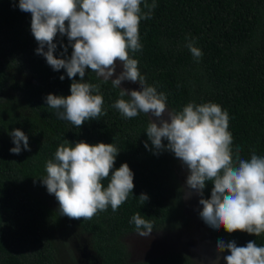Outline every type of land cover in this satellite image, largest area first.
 Instances as JSON below:
<instances>
[{
	"label": "trees",
	"instance_id": "obj_1",
	"mask_svg": "<svg viewBox=\"0 0 264 264\" xmlns=\"http://www.w3.org/2000/svg\"><path fill=\"white\" fill-rule=\"evenodd\" d=\"M139 32L142 49L131 55L139 61L147 84L165 93L169 111H182L189 102L217 103L229 114L233 150L239 147L244 159L253 151L264 156V0H156L151 18L140 22ZM189 42L202 50L199 60L188 49ZM55 43L54 55L71 56L66 35L58 34ZM37 47L31 13L20 10L19 0H0V264H56L52 233L63 215L34 190L42 185L46 162L65 140L73 145L113 143L120 150L114 167L126 162L134 173L133 194L115 212L109 206L91 220L73 219L88 234L96 264H197L178 251L128 259L122 237L136 232L134 214L151 221L153 231L178 226L182 213L178 159L168 150L157 153L152 148L145 132L148 115L123 117L113 107L121 89L91 70L84 79L100 84L106 114L80 128L58 119L56 110L46 105V96L70 95L72 80L64 69L53 70L36 53ZM13 73L30 80L16 79ZM17 128L28 136L31 149L22 146L18 155L10 152L15 146L10 133ZM108 183L103 181L105 187ZM213 186L206 182L204 198L211 197ZM142 193L149 197L143 205ZM209 228L216 243L246 246L255 241L264 246V234Z\"/></svg>",
	"mask_w": 264,
	"mask_h": 264
},
{
	"label": "clouds",
	"instance_id": "obj_2",
	"mask_svg": "<svg viewBox=\"0 0 264 264\" xmlns=\"http://www.w3.org/2000/svg\"><path fill=\"white\" fill-rule=\"evenodd\" d=\"M155 7L156 0H19L20 10L31 13L36 53L43 55L53 70L64 69L72 80L70 95L49 93L46 105L56 110L58 119L80 128L85 121L106 114L100 84L86 82V70L103 82L111 79L112 86L121 89L113 107L125 118L149 115L145 132L152 148L157 153L168 150L186 165V184L201 196L200 216L205 223L216 230L223 227L228 233L264 234V156L253 151L250 159H244L239 147L233 150L229 114L217 103L189 102L182 111H169L165 93L147 84L139 61L131 55L142 49L140 22L151 18ZM58 34L68 38L72 48L69 58L54 55ZM63 47L67 52V45ZM187 47L197 60L202 57L194 42ZM117 62L122 65L118 75ZM125 80L138 82L140 89L123 88ZM10 135L15 145L10 152L18 155L22 146L31 150L23 131L17 128ZM119 151L113 143L104 142L73 145L65 140L58 146L54 158L46 162L41 182L55 196L61 215L91 220L109 206L115 212L126 202L135 187L134 173L126 162L114 167ZM106 179L107 187L103 184ZM207 181L214 185L209 199L203 197ZM148 199L147 194L139 196L142 205ZM131 222L140 236L153 231V223L140 213L134 214ZM225 250L230 252L223 257L227 264H264V246L255 241L237 246L235 241L219 240L217 251Z\"/></svg>",
	"mask_w": 264,
	"mask_h": 264
},
{
	"label": "rangeland",
	"instance_id": "obj_3",
	"mask_svg": "<svg viewBox=\"0 0 264 264\" xmlns=\"http://www.w3.org/2000/svg\"><path fill=\"white\" fill-rule=\"evenodd\" d=\"M122 71V65L117 62L116 75ZM16 79L30 80L21 73H13ZM115 78V76L113 77ZM121 86L126 89L139 90V84L123 81ZM11 91L8 90V94ZM11 94V93H10ZM149 119L151 117L148 115ZM167 118V115H165ZM152 119H156L152 117ZM159 123V121H157ZM179 161V160H178ZM189 172L181 161L178 162L177 176L182 187V213L177 227L172 230L152 231L149 236H140L136 232L123 235L130 261L153 258L165 252L178 251L188 254L197 264H227L225 252L217 251V243L213 240L209 225L201 218L199 193L188 189L186 179ZM37 197L57 210L59 203L55 196L49 194L45 185H37L34 190ZM191 192V195H187ZM55 248L56 264H96L97 259L90 247L87 233L81 231L73 219L63 216L59 226L52 233Z\"/></svg>",
	"mask_w": 264,
	"mask_h": 264
},
{
	"label": "flooded vegetation",
	"instance_id": "obj_4",
	"mask_svg": "<svg viewBox=\"0 0 264 264\" xmlns=\"http://www.w3.org/2000/svg\"><path fill=\"white\" fill-rule=\"evenodd\" d=\"M179 162V161H178Z\"/></svg>",
	"mask_w": 264,
	"mask_h": 264
}]
</instances>
